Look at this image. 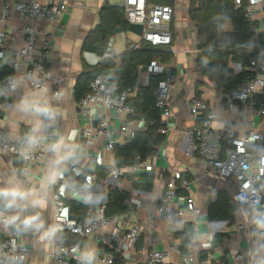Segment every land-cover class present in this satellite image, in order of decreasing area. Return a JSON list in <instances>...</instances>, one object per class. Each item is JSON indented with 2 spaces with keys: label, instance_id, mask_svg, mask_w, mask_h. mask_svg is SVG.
I'll return each mask as SVG.
<instances>
[{
  "label": "crops",
  "instance_id": "crops-1",
  "mask_svg": "<svg viewBox=\"0 0 264 264\" xmlns=\"http://www.w3.org/2000/svg\"><path fill=\"white\" fill-rule=\"evenodd\" d=\"M68 2V10L59 20L38 23L51 35L49 66L54 73L53 80L41 89L21 83L5 97H0V132L9 139L18 140L29 136L34 129L53 133V137L46 140V157L33 164L27 175L22 174L20 157L0 152V189H15L26 194V199L18 201L10 209L22 215L23 225L26 219L36 218L31 227L24 225L23 242L32 249V255L25 264H56L52 257L59 238L54 221L55 191L66 190V202L69 207L71 201H78L89 207H100L106 205L108 193L116 188L128 193L129 199L136 198L140 201V204L136 205L128 203L129 199L127 200V209L119 214V223L121 225L141 223L146 227L135 248L129 251L128 256L132 260H140L143 257L137 250L148 245L151 237L156 235L159 238L156 246L159 250L175 247L167 256L166 264H178L183 256L179 251L181 240L176 233L183 231L186 224H190L194 228L189 245V253L193 258L188 264H202L204 260H208V264H217L219 261L232 259L237 254L244 256L245 264H264V230L260 229V221L253 209L240 208L234 203L233 195L238 188L237 181L212 172L194 148V129L200 120L189 111L191 97L204 96L209 105L218 108L225 94L216 88L214 81L203 76L197 69L195 63L198 54L197 31L188 16L191 0L174 1L176 13L170 25L174 37V58L170 64H165L168 75L173 79L169 89V104L173 114L166 122L164 121V126H169L167 134L163 133L164 141L156 146L147 161L154 167V171L149 172L147 177L133 172L132 166H117L115 149H106L103 139L90 140L82 134L85 128L96 125L101 119H106L109 127L118 131L127 123L126 115L119 114L112 108L101 107H90L89 112L84 113L74 94L76 80L87 65L83 43L88 33L99 23L100 9L106 3L121 5V0H68ZM248 2L249 0H243V5ZM4 3L5 0H0V12ZM248 20L253 22L255 30L247 46L252 48L257 45L260 48L259 35L264 34V0L257 4L254 17ZM182 21H185V26L193 29L190 37L185 36L189 42H183L178 34L184 27ZM26 23L27 19L15 13L6 26L8 31L18 35V46L24 44V37L19 33V29ZM223 27L227 32L234 28L230 20H227ZM128 33L135 35L128 29L112 36L114 48L118 35L126 39L118 49L115 48L120 55L129 49L132 41L139 40V35H135L138 40H134L133 36L128 37ZM177 37L180 38L177 40ZM189 49L191 53L187 51ZM1 61V70L13 72L8 58ZM229 66L234 73L242 71L240 63L234 62ZM141 67L139 66L138 70ZM25 68L26 61L20 60L15 71L23 73ZM245 69L250 72L247 77L249 78L252 73L250 64ZM137 73L138 77L144 80L143 85H147L150 78L148 80L144 72ZM194 77L207 84L196 87ZM55 91H58V95H54ZM35 102L44 106L43 113L32 111L31 106ZM134 118L138 122L130 126L134 133L147 129L146 120L140 122V118ZM225 122L233 123L241 135L250 127L264 130V117L256 115L250 109H246L244 114L219 110L218 117L213 123L214 134ZM133 136L116 132L113 135L115 147L131 142ZM72 165H77L85 171H93L95 174V180L90 187L82 188L77 196H72V188L76 183L80 185L83 179L73 175L70 170ZM116 166L121 171L117 176L112 173ZM176 171L190 182V189L189 192L179 190L174 200L175 206L182 207L185 196L191 195L201 210L199 215L188 212L178 224L172 223L157 210V204L165 193L167 183ZM219 193L230 199L234 215L232 221L209 219L210 205ZM5 205L7 206V203ZM85 219L86 217L78 220ZM151 225L154 226L153 229ZM109 232L110 227H105L99 236H105ZM218 235L221 239L216 240ZM69 238L71 241L78 239L74 235ZM79 241L85 257L83 264H98L92 261L94 254L102 247L98 235L86 236ZM121 256L119 254V258Z\"/></svg>",
  "mask_w": 264,
  "mask_h": 264
},
{
  "label": "built area",
  "instance_id": "built-area-1",
  "mask_svg": "<svg viewBox=\"0 0 264 264\" xmlns=\"http://www.w3.org/2000/svg\"><path fill=\"white\" fill-rule=\"evenodd\" d=\"M261 1L249 0L243 5V0H234V3L236 7H243L247 19H252L256 6ZM68 4V0H5L0 12V97H5L21 83L41 89L53 80L54 73L49 66L51 35L38 23L59 20L67 12ZM121 5L125 7L129 23L143 25V34L138 36V41H132L129 48L138 49L143 44H149L154 48L171 47L173 50L174 37L170 25L176 13L174 3L121 0ZM15 13L27 19V23L19 29V33L24 37L22 46L17 45L18 35L6 29ZM7 58L13 72L3 75L1 59ZM84 58L89 66L109 61L118 63L120 53L114 48V37L110 38L104 53L99 55L86 51ZM20 60L26 61L23 73L15 71ZM250 69L253 75L239 83L234 91L226 94L218 108L209 105L204 96L194 95L190 99L189 111L200 120L194 129V148L200 159L220 177H231L237 181L238 188L233 195L234 203L240 208L253 209L260 221V229L264 230V130L250 127L241 135L231 122H225L215 134L213 130L219 110L244 114L246 109H250L256 115L264 117V46L260 48L258 57L251 60ZM138 71L139 74L144 72L148 80L153 75H165V80L161 81L153 92L155 105L161 111L163 122H166L173 114L169 104V89L173 79L168 75V69L165 64L156 61L150 66H142ZM143 82L144 80L138 77L133 88L118 89L110 82L108 75L100 74L90 83V91L79 99L78 105L84 113H88L90 107H101L112 108L117 113L126 115L127 123L118 131L131 137L135 133L130 126L138 122L134 118L135 108L128 104V100L138 94ZM54 95H58V91H55ZM31 109L35 113L44 112V106L37 102L32 104ZM139 121L144 122L145 119L140 118ZM118 131L112 130L106 119H101L96 125L85 128L82 134L90 140L103 139L106 149L112 150L116 146L113 135ZM161 131L167 134L169 126L165 125ZM52 137V131L39 132L34 129L29 136L11 140L0 132V152L20 157L22 174L27 175L33 164L46 157V140ZM149 159L150 155L145 161L136 157V162L132 165L133 172L154 171L153 165L147 162ZM70 170L74 176L83 179L80 185L76 183L72 188V196H77L82 188L90 187L95 180V174L77 165L70 166ZM112 173L116 176L121 174L120 168L116 166ZM180 189L189 192L190 182L176 171L157 204V210L174 224H178L188 212L193 215L201 213L191 195L185 196L182 207L175 206L174 200ZM66 197V190H57L53 194L54 221L59 232L58 242L52 254L56 264H83L85 257L81 252L79 239L90 235H98L99 242L102 243L100 251L92 257V261L98 264H166L167 256L175 250V247L159 250L156 247L159 238L155 235L151 237L148 245L137 250L143 257L140 260H132L128 256L129 251L135 248L146 228L143 224L121 225L119 214L107 215L105 205L91 207L85 220L75 219L70 215ZM128 203L139 205L140 201L132 198ZM13 218L15 222L10 223ZM105 227H110V232L99 236ZM151 228L154 226L151 225ZM24 233L22 215L12 211L5 205L4 200H0V264H25L28 261L32 249L23 242ZM71 235L77 236L78 239L71 241ZM119 254L122 255L120 258ZM192 258L191 253H188L178 264H188ZM208 263V260L202 261V264ZM217 264H245L244 256L237 254L232 259L219 261Z\"/></svg>",
  "mask_w": 264,
  "mask_h": 264
},
{
  "label": "trees",
  "instance_id": "trees-1",
  "mask_svg": "<svg viewBox=\"0 0 264 264\" xmlns=\"http://www.w3.org/2000/svg\"><path fill=\"white\" fill-rule=\"evenodd\" d=\"M163 3H174L173 0H154ZM188 16L196 26V38L198 54L195 60L198 71L214 81L216 88L223 94L234 91L241 81L249 76L245 68L251 60L257 58L259 49L264 46V34L259 35L260 48L256 45L252 48L247 43L253 38V22L244 15L243 7H236L233 0H191ZM99 23L88 33L83 43V50L102 54L108 45L110 38L129 29L126 18V10L123 5L106 3L99 12ZM230 20L233 30H224V23ZM174 58L171 47L154 48L149 44L135 49L129 48L120 55V61L103 62L96 66L85 65L79 74L74 94L77 100L90 91V83L100 74L109 76L110 82L118 89L133 88L138 80V67L150 66L153 62L170 64ZM240 63L242 71L234 73L230 69L231 63ZM2 74L9 72L2 69ZM252 75V73H251ZM165 80V75H153L147 85H142L135 97L128 100V104L135 108L134 117L144 118L148 124L146 130L136 131L132 141L115 147L117 166H132L136 157L143 161L154 153L157 145L164 141L161 111L155 105L154 88ZM198 95V93H197ZM142 176H149V172H141ZM129 194L116 188L108 193V201L105 205L107 215L120 214L127 209ZM4 203H7L4 201ZM71 216L84 219L88 216L91 207L71 201ZM233 206L229 197L219 193L209 208L210 220L232 221ZM194 228L186 224L183 231L176 233L180 238V255L189 253L191 237ZM221 239L216 236V240ZM75 240V239H74Z\"/></svg>",
  "mask_w": 264,
  "mask_h": 264
},
{
  "label": "clouds",
  "instance_id": "clouds-1",
  "mask_svg": "<svg viewBox=\"0 0 264 264\" xmlns=\"http://www.w3.org/2000/svg\"><path fill=\"white\" fill-rule=\"evenodd\" d=\"M26 199V194L22 193L15 189H0V200H4L7 202V206L9 208L13 207L17 204L18 201ZM36 218H29L24 221L25 227H31L35 223ZM10 223L15 222V218H13Z\"/></svg>",
  "mask_w": 264,
  "mask_h": 264
},
{
  "label": "rangeland",
  "instance_id": "rangeland-1",
  "mask_svg": "<svg viewBox=\"0 0 264 264\" xmlns=\"http://www.w3.org/2000/svg\"><path fill=\"white\" fill-rule=\"evenodd\" d=\"M181 24H182L184 27L181 28V30H182V31L180 30L181 32L178 31V34H179V36L181 37V39H182L183 42H184V41H188V42H189L188 38L186 39L185 36L189 35V37H190L193 29H191L190 26H185V21H182ZM130 36H133V39H134V40H138V38H137L135 35H132V33H128V37H130ZM180 37H177V40H178V38H180ZM175 38H176V37H175ZM125 40H126L125 37H122L121 35H118V36L116 37L115 48L118 49V48L122 45V43L125 42ZM175 42H176V41H175ZM187 51L190 52L191 49H189V50H187ZM190 53H191V52H190ZM194 79H195L194 85H195L196 87L201 86V85H204V84H207V82L201 81V80H199V78H198V80H197V77H196V78L194 77ZM194 79H193V81H194ZM196 92H198V91L196 90Z\"/></svg>",
  "mask_w": 264,
  "mask_h": 264
},
{
  "label": "water",
  "instance_id": "water-1",
  "mask_svg": "<svg viewBox=\"0 0 264 264\" xmlns=\"http://www.w3.org/2000/svg\"><path fill=\"white\" fill-rule=\"evenodd\" d=\"M129 30L134 34L141 36L143 34V25L130 23Z\"/></svg>",
  "mask_w": 264,
  "mask_h": 264
}]
</instances>
